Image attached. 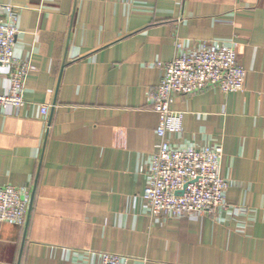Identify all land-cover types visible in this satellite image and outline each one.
Instances as JSON below:
<instances>
[{
	"label": "crops",
	"instance_id": "obj_1",
	"mask_svg": "<svg viewBox=\"0 0 264 264\" xmlns=\"http://www.w3.org/2000/svg\"><path fill=\"white\" fill-rule=\"evenodd\" d=\"M18 10L24 103L0 106V187L24 186V224L0 222V264H264V0H0ZM3 13L0 12V17ZM203 40L236 44L245 89L176 95L171 148L221 146L226 205L150 216L159 64ZM0 69V93L9 87ZM46 105L43 114L41 107Z\"/></svg>",
	"mask_w": 264,
	"mask_h": 264
},
{
	"label": "built area",
	"instance_id": "obj_2",
	"mask_svg": "<svg viewBox=\"0 0 264 264\" xmlns=\"http://www.w3.org/2000/svg\"><path fill=\"white\" fill-rule=\"evenodd\" d=\"M0 69H9V87L0 93V106L20 107L24 100V80L31 68L28 61L15 57L13 48L18 33V10L0 4ZM162 75L150 95L151 107L158 115L155 133L158 141L148 164L143 198L150 216L179 217L213 213L226 205L228 182L220 174L221 146L193 149L171 148L166 135L180 132L183 112L171 108L176 95H188L209 87L223 92L245 89V69L239 64L236 44L203 40L192 50L177 52L159 64ZM47 106L41 112H47ZM30 204V192L24 186L0 187V222L22 225ZM101 264H129L128 256L105 252Z\"/></svg>",
	"mask_w": 264,
	"mask_h": 264
}]
</instances>
